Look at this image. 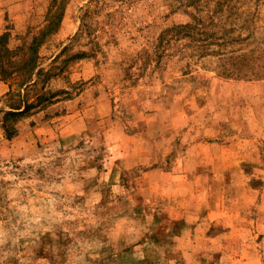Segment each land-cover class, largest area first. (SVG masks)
Segmentation results:
<instances>
[{"label": "rangeland", "instance_id": "374dc122", "mask_svg": "<svg viewBox=\"0 0 264 264\" xmlns=\"http://www.w3.org/2000/svg\"><path fill=\"white\" fill-rule=\"evenodd\" d=\"M0 264H264V0H0Z\"/></svg>", "mask_w": 264, "mask_h": 264}]
</instances>
